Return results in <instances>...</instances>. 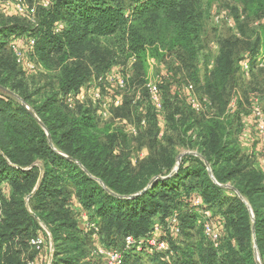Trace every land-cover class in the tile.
Wrapping results in <instances>:
<instances>
[{
	"label": "trees",
	"instance_id": "obj_1",
	"mask_svg": "<svg viewBox=\"0 0 264 264\" xmlns=\"http://www.w3.org/2000/svg\"><path fill=\"white\" fill-rule=\"evenodd\" d=\"M183 1L53 0L50 8L39 10L37 24L19 19L0 23V87L9 91L0 89V264H28L34 257L28 256L30 242L44 227L54 245L51 264H95L88 259L90 233L70 207L73 194L77 206L89 212L106 233L109 244L116 238L115 232L122 239L142 237L154 230L155 220L164 222L178 214L184 239L175 247L173 264H259L258 251L264 264V175L249 159L244 160L236 146L231 130L236 120L196 118L179 102L168 101V120L179 143L189 144L184 141L191 139L188 131H196L200 157L185 155L172 173L177 163L173 154L168 173H163L160 167L168 160L164 150L162 157L158 152L159 159L151 160L149 168L136 172L128 156L115 154L123 143L118 130L110 133V128H105L102 132L91 110L79 108L71 114L58 100L61 94L76 92L92 77L106 73L118 61L127 63L131 58L135 59L132 84L139 85V66L148 58H163V50L176 52L179 71L186 69L196 80L194 67L201 47L199 28L189 22L194 13L181 24L162 26L160 20L161 14L173 11ZM239 1L247 18L264 17V0ZM24 35L35 39L43 65L50 68L55 63L60 73L58 91L38 106H32L30 97L15 84L20 75L15 73V60L6 55L10 37ZM262 47L264 26L245 40L243 50L239 40L230 38L222 43L215 69L206 80V93L221 113L238 86L240 52L255 57ZM22 103L30 105L36 117ZM129 104L126 101L125 107ZM229 182H234L237 193L220 186ZM194 193L226 218L220 249L195 251L188 242L196 223L190 208ZM259 200L261 205H257ZM166 240L172 251L170 239ZM128 255L124 264L130 262ZM34 260L40 264L38 258Z\"/></svg>",
	"mask_w": 264,
	"mask_h": 264
},
{
	"label": "rangeland",
	"instance_id": "obj_2",
	"mask_svg": "<svg viewBox=\"0 0 264 264\" xmlns=\"http://www.w3.org/2000/svg\"><path fill=\"white\" fill-rule=\"evenodd\" d=\"M23 1L28 8L35 9V20L38 22V12L43 8L39 2L44 0ZM125 1L128 2V0ZM191 12L194 13V18L191 17L189 22L192 26L199 28L198 45L201 47L197 55V60L195 61L196 66L194 67V72L198 76L196 80L190 77L186 69L181 72L179 71L180 61L177 58L176 52L170 53L163 50V58H148L144 66H139V72L142 74V78L138 81L139 85L132 84L135 78L134 58L128 60L127 63L118 61L106 73L92 77L84 85L91 87L99 86V79L106 78L111 73L122 76L127 80V89L123 92L119 91L113 84L103 83L101 85L102 92L105 95L104 98L109 100V102L115 96L123 95V105L120 108H111L108 116L103 115L104 108L101 104H94L92 101L84 104L75 101V106L70 108L65 104L66 95L69 93L61 94L58 96V100L62 102L65 110L71 114L77 112L79 108L91 110L100 131H105V128H110V133L118 130L122 134L120 140L123 143H120L119 149L116 150L115 154L128 156L131 168L136 170V172L149 168L151 166V160L154 158L159 159L158 152H160L159 157H162L164 150H166L165 153L168 156V160H165L160 167L163 173H168L167 166H169L173 154L177 156V163L172 173L177 172L179 169V159H182L185 155L193 154L200 157L197 152L198 143L195 141L197 136L196 131H188L187 134L191 139L184 141H190L189 144H184L183 141L179 143L177 133L168 120V114L170 113L166 110L168 101L179 102L187 109V112H192L196 118L204 117L210 119L214 117L221 120H224V118L229 121L236 120L233 128H231L236 146L240 150L244 160L249 159L250 164L264 175V135L260 129L262 122H264V47L260 48L259 53H256L255 57L250 52H240L238 61L239 74L237 75L238 86L229 97L230 101L223 113L213 104L211 97L206 93V80L215 69L221 53L222 43L230 38L239 40L240 48L243 50L245 40L251 34H256L264 26V17L257 19L247 18L244 12V6L239 0H184L178 8L161 14L160 20L162 26L181 24L187 16H190ZM12 19L32 23L27 17L20 16L15 11L4 10L0 6V23L8 22ZM192 19L194 22H192ZM228 20H232L233 25H230ZM60 26L61 30L64 24ZM242 31L247 33L246 37H244ZM32 40L35 39L28 35L10 37L6 55H9L11 60L12 58L15 60L17 68L15 73L20 75L19 79L15 81V84L18 87L20 86L21 93L25 92L30 97L28 101L32 106H38L46 98H49L53 92L58 91V78L60 73L55 63L50 68H46L43 65L39 60L36 44L33 50L29 48V43ZM253 58H256L255 63ZM154 83L158 85L161 99L165 105L162 111L155 109L150 99L148 87ZM190 86L192 87L191 91L189 90ZM191 94L204 101L206 109L203 113H196L191 108L189 104ZM126 101L130 104L125 107ZM26 106L33 111L30 105L26 104ZM259 112H263V119L259 116ZM143 120L146 121L144 126L141 125ZM133 128L137 130V135L132 134L131 130ZM102 136L106 137V134L103 133ZM121 137L123 138L121 139ZM157 179L152 180L150 185ZM220 186L225 190L237 193L234 189V182ZM195 195L199 196L204 206L213 212L214 222L221 231L222 245L224 237L226 236L225 216L217 208L210 207L199 193H194ZM238 195L249 205L244 197L240 196V194ZM71 197L70 207L75 210L77 214L75 217H77L82 211L77 206L78 201L76 195L73 194ZM261 204L262 201L259 200L257 205ZM72 213L73 215L75 214L74 212ZM200 221V217L196 214L195 226L190 231L192 239L188 242L193 243L195 251L198 248L202 252H207L211 249H220L221 245L219 248H216L205 236L201 224L202 221ZM154 226L160 229L157 233L159 238L170 239L171 246H173L172 253L157 256L146 252L138 253L128 251V258H130L129 264H173L172 261L175 259L176 252L175 247L183 242L184 236L170 232L171 230L168 228L169 225L166 220L164 222L155 220ZM114 234H116L114 236L116 238L110 239L112 240V244H109L105 236L106 233H102L101 227H99V233L95 237L90 234L91 242L88 259H92V252L99 246H117L123 249V239L120 233L115 232ZM39 235L44 239V250L42 253H38L30 245L29 255H27L32 257L34 255V257L29 261L27 260V262L28 264L29 262L34 263V259L38 258L40 264H51L54 257V245L50 233L45 228L39 231ZM232 243L236 246L234 240ZM256 253L258 263L263 264L259 251Z\"/></svg>",
	"mask_w": 264,
	"mask_h": 264
},
{
	"label": "built area",
	"instance_id": "obj_3",
	"mask_svg": "<svg viewBox=\"0 0 264 264\" xmlns=\"http://www.w3.org/2000/svg\"><path fill=\"white\" fill-rule=\"evenodd\" d=\"M40 6L43 8H50L53 5V0H44L39 2ZM0 6L7 11H15L20 16H25L32 23L37 24L35 20V9L28 8L23 0H7L1 1ZM230 25H233L232 20H228ZM59 26L57 31L60 30ZM35 40L30 41L29 48L34 49L35 47ZM248 67L247 65H245ZM103 83L113 84L119 91H125L127 89V80L119 75L110 74L107 75L106 78L99 79V86H82L78 91L71 92L66 95L65 104L70 108L74 107V102L77 101L81 104H84L88 101H92L94 104H101L104 108L103 115L108 116L109 110L111 108H120L123 105V95L122 96H115L113 100L109 102L104 98V94L102 92L101 85ZM149 94L152 104L154 105L155 109L158 111H162L164 109V103L160 96V89L157 84H150L149 85ZM189 90H192V87H189ZM191 93V92H190ZM189 104L191 108L196 113H203L206 109L204 101L201 100L199 97L191 94ZM263 112H259V116L263 119ZM146 121L143 120L141 125L144 126ZM261 133L264 135V122L260 126ZM133 135H137V130L133 128L131 130ZM264 147V142H263ZM191 210L200 217V221L203 227V231L205 236L214 244L216 248H219L221 245L222 235L219 228H217L216 223L214 222V214L211 210L207 209L203 201L199 196H195L191 200ZM79 209L82 211L77 216V221L81 226L85 228V230L92 234L95 237L99 233V226L97 223L91 218L89 212L82 210L80 207ZM168 225L171 227V230L174 234H180V223L178 214H172L169 219L167 220ZM159 227H155L152 232L149 234L142 236V237H134V236H126L123 239L124 248L122 250L115 248V247H104L99 246L97 247L91 254V258L95 264H124L126 253L128 251H135L138 253H148V254H160V255H169L172 253L170 244L166 239H161L158 237L157 233L159 231ZM30 245L38 252L42 253L44 250V239L41 236L34 238ZM29 264H36L30 263Z\"/></svg>",
	"mask_w": 264,
	"mask_h": 264
},
{
	"label": "water",
	"instance_id": "obj_4",
	"mask_svg": "<svg viewBox=\"0 0 264 264\" xmlns=\"http://www.w3.org/2000/svg\"><path fill=\"white\" fill-rule=\"evenodd\" d=\"M0 89L1 90H3V91H5V92H9L8 90H6V89H4V88H2V87H0ZM23 104V106L24 107H26L27 109H29L27 106H26V104L25 103H22ZM31 113L36 117V115L31 111ZM37 120H38V122H39V124L42 126V128L46 131V132H48V130H47V128H46V126L37 118ZM49 142H50V145H52V141H51V137H49ZM181 164V158L179 159V163H178V167H179V165ZM209 167V166H208ZM42 171H43V169H41ZM212 176V175H211ZM227 187V186H226ZM32 197V195L29 197V199Z\"/></svg>",
	"mask_w": 264,
	"mask_h": 264
},
{
	"label": "crops",
	"instance_id": "obj_5",
	"mask_svg": "<svg viewBox=\"0 0 264 264\" xmlns=\"http://www.w3.org/2000/svg\"><path fill=\"white\" fill-rule=\"evenodd\" d=\"M5 189H6L7 193H8V192H9V188H6V187H5ZM76 204H77V202H76ZM77 205H78V204H77ZM44 229H45V228H44ZM51 262H52V261H51Z\"/></svg>",
	"mask_w": 264,
	"mask_h": 264
}]
</instances>
